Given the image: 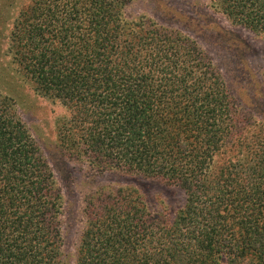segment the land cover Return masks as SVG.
I'll use <instances>...</instances> for the list:
<instances>
[{"label":"trees","instance_id":"16d2710c","mask_svg":"<svg viewBox=\"0 0 264 264\" xmlns=\"http://www.w3.org/2000/svg\"><path fill=\"white\" fill-rule=\"evenodd\" d=\"M213 1L231 23L264 33V0ZM123 7L32 0L5 52L38 94L66 110L53 153L184 193L169 219L129 191L88 192L77 264H264V126H239L221 74L196 42L149 19L126 22ZM225 145L232 159L216 167ZM65 213L48 162L0 92V264H64Z\"/></svg>","mask_w":264,"mask_h":264},{"label":"rangeland","instance_id":"374dc122","mask_svg":"<svg viewBox=\"0 0 264 264\" xmlns=\"http://www.w3.org/2000/svg\"><path fill=\"white\" fill-rule=\"evenodd\" d=\"M126 22L151 20L180 32L204 51L221 74L235 102L239 126L250 132L264 126V33H252L231 23L213 0H121ZM32 0H0V92L12 103L51 168L65 202L63 262L77 264V247L83 228V196L100 187L123 189L140 197L153 215L173 218L184 205L181 189L154 179L120 171L97 173L86 162L63 160L52 149L58 121L66 117L58 102L38 94L5 56L9 35L20 13ZM238 121V122H239ZM255 128V129H254ZM240 131V130H239ZM228 145L215 156V166L232 159ZM243 156V151L241 150Z\"/></svg>","mask_w":264,"mask_h":264}]
</instances>
